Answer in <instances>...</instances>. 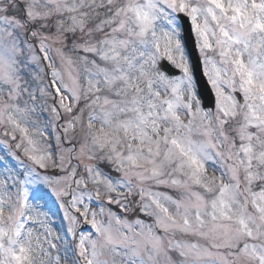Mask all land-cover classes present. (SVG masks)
<instances>
[{
  "label": "snow or ice",
  "instance_id": "6c2138e0",
  "mask_svg": "<svg viewBox=\"0 0 264 264\" xmlns=\"http://www.w3.org/2000/svg\"><path fill=\"white\" fill-rule=\"evenodd\" d=\"M0 264H264V0H0Z\"/></svg>",
  "mask_w": 264,
  "mask_h": 264
}]
</instances>
